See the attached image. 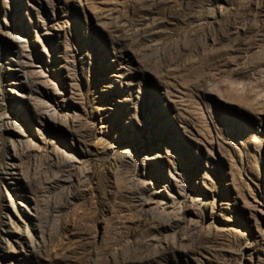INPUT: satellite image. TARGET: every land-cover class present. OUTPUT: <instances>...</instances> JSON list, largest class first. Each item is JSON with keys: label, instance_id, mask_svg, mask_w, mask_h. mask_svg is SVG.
I'll list each match as a JSON object with an SVG mask.
<instances>
[{"label": "rangeland", "instance_id": "rangeland-1", "mask_svg": "<svg viewBox=\"0 0 264 264\" xmlns=\"http://www.w3.org/2000/svg\"><path fill=\"white\" fill-rule=\"evenodd\" d=\"M0 264H264V0H0Z\"/></svg>", "mask_w": 264, "mask_h": 264}]
</instances>
